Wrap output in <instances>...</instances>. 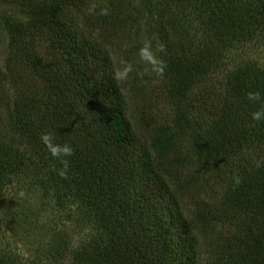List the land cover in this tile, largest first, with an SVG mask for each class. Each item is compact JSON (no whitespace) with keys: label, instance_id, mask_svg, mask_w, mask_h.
<instances>
[{"label":"trees","instance_id":"16d2710c","mask_svg":"<svg viewBox=\"0 0 264 264\" xmlns=\"http://www.w3.org/2000/svg\"><path fill=\"white\" fill-rule=\"evenodd\" d=\"M87 1L0 0V32L22 50L0 65L19 135L0 132V248L4 225L15 239L26 224L5 212L21 185L91 233L75 252L62 236L45 256L0 250V264H264V121L251 119L264 99L246 98H264V69L230 58L264 45V0H120L80 22L65 18ZM139 2L147 12L131 14ZM134 28L142 39L132 44ZM38 36L46 54L35 49ZM137 55L162 79L151 96L138 90ZM129 65L125 79L114 78ZM160 93L176 108L172 127L158 123ZM176 128L191 134L188 152L168 136ZM45 132L73 148L63 177L40 140Z\"/></svg>","mask_w":264,"mask_h":264},{"label":"rangeland","instance_id":"374dc122","mask_svg":"<svg viewBox=\"0 0 264 264\" xmlns=\"http://www.w3.org/2000/svg\"><path fill=\"white\" fill-rule=\"evenodd\" d=\"M39 2L41 0H35ZM113 4L119 2L120 0H89L86 2V5L83 8L76 9L74 7H70L66 10L65 18L66 19H74L75 21L80 22L83 14H90V12L94 8H106L108 5L111 6V2ZM141 3V4H140ZM117 5V4H116ZM106 6V7H105ZM3 7V5H2ZM127 5H122V9L128 10ZM4 8V7H3ZM9 8V7H8ZM148 8V7H147ZM144 9V5L142 2H139L136 6V9L133 8L131 10L132 13H138L140 10ZM137 10V11H136ZM80 14V17H79ZM149 13L146 14L140 22V27L142 30L147 25ZM133 17H136L134 15ZM132 33L129 34V38L131 39V43H137L142 38V35L137 37L136 28L131 30ZM145 35V34H144ZM135 37V38H134ZM137 37V38H136ZM31 39V37L29 36ZM35 49L38 50L40 54H46V50H49V43L44 41L43 37L38 36L36 38ZM146 46L150 45L149 40L146 39ZM157 47L160 49L161 45L156 40ZM9 44H12L4 33L0 32V65L3 67L4 60L8 57V53L21 55V51L19 48L13 46L9 47ZM254 46L247 47L248 49H244V51L239 53H234L230 58L232 64L240 65L247 60L249 62L258 64L261 68L264 69V45L258 44ZM135 59V64L137 66L135 69L137 70V79L139 81V91L141 95L151 96L155 92L157 88L162 86V79L159 80L154 76L152 79V75L150 72L152 71L151 60H145L140 63L138 55ZM20 57H18V60ZM23 64V62H22ZM140 64H142L141 67ZM230 64V59H229ZM132 66V65H130ZM145 74V75H144ZM150 79L147 81L146 79ZM1 80V79H0ZM3 79L0 81V94L2 97L1 101V115L2 122L0 124V132L5 134L7 137L13 138L19 135H16L17 129L13 126L10 118V110L9 105L11 102L12 91H10L9 87L3 83ZM162 93L159 94V97L155 100L159 99L160 107L156 108V110L160 113L157 115L159 120V125H162L167 121V125L172 127V121L175 119L176 108L170 103L167 104L163 101L161 97ZM141 98V96H139ZM189 119V127H192L194 130H198L197 123H195V114L193 111L188 112ZM168 136L173 138V143L175 147L180 148V151L185 153L188 152L191 147V134L182 135L179 130L171 129L167 131ZM4 137V136H2ZM11 189V188H10ZM23 193V196L20 194ZM5 212H8L12 217H16V214L19 213L21 219H25L26 224H19L18 229L16 227L15 232L16 237L13 238V227L11 225H4L6 228V236L3 238V245L0 250L4 252H8L11 255L20 254L24 259H28L32 256L46 255V251L56 247L55 242L59 239L60 236L65 237L70 242L67 247L68 251L75 252V250L80 249L82 246H85L91 239V233H87L86 230H81L74 218L72 217L71 211H66L57 206V203L54 200L47 198L43 193L39 190H36L32 187H24V185L16 186L9 191L7 195V209ZM72 222V223H71ZM71 223V224H70ZM21 259V258H20Z\"/></svg>","mask_w":264,"mask_h":264},{"label":"clouds","instance_id":"9594fccd","mask_svg":"<svg viewBox=\"0 0 264 264\" xmlns=\"http://www.w3.org/2000/svg\"><path fill=\"white\" fill-rule=\"evenodd\" d=\"M141 58L142 59L147 58L144 54V50H141ZM130 71H131V66L129 65L124 69L123 72L116 73L114 78L117 80L125 79L128 72ZM246 98L250 102H261L262 99H264L262 98V95L259 91H249L246 94ZM251 119L256 122L264 121V107H261L260 109L251 113ZM40 140L43 143V145L46 147L50 156L53 159L59 160L61 162L63 167L59 170V175H61L62 177L65 176L69 163L67 158L73 155L72 146L68 143H63V144L57 143L56 136L52 132L42 133L40 136ZM234 179L237 184L240 183L239 177H234ZM20 195L23 196V193H21Z\"/></svg>","mask_w":264,"mask_h":264}]
</instances>
